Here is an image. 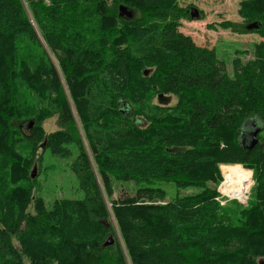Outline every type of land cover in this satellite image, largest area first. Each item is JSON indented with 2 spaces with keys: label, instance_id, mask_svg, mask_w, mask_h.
Instances as JSON below:
<instances>
[{
  "label": "trees",
  "instance_id": "16d2710c",
  "mask_svg": "<svg viewBox=\"0 0 264 264\" xmlns=\"http://www.w3.org/2000/svg\"><path fill=\"white\" fill-rule=\"evenodd\" d=\"M127 3L136 1L0 0V122L14 132L27 95L44 106L27 141L76 155L84 193L48 210L0 180V264H262L264 42L253 59L234 60L231 75L180 31L186 14L175 0H143L141 19ZM241 9L264 38V0ZM169 96L176 105L165 104ZM53 116L62 129L47 135L42 123ZM260 125L249 149L247 133ZM236 164L259 175L247 209L219 204L211 187L220 165ZM115 182L138 190L114 199ZM161 182L184 194L165 202L168 193L153 186Z\"/></svg>",
  "mask_w": 264,
  "mask_h": 264
},
{
  "label": "rangeland",
  "instance_id": "374dc122",
  "mask_svg": "<svg viewBox=\"0 0 264 264\" xmlns=\"http://www.w3.org/2000/svg\"><path fill=\"white\" fill-rule=\"evenodd\" d=\"M135 1L136 4L127 3L126 6L135 11V19H141L143 0ZM175 1L180 8L185 10L186 14L180 31L191 37L199 47L215 51L217 57L225 62L227 70L231 75L234 74V60L240 59L242 62H246L253 59L255 46L262 41L264 42L262 35L256 31V29L251 28L253 25L251 24L252 22H248L249 20H246L240 15L242 4L248 0ZM108 3L111 4L112 0H108ZM118 8H120V6L114 9L118 10ZM192 9L198 11L199 17H191ZM87 26L88 25H84V27ZM145 73H147V71ZM169 97V99L166 98L165 104H167V106L176 105L178 98L174 96ZM152 101L153 103H159L158 99H153ZM26 105L29 108L26 114L22 116L13 115L14 118L12 119V123L15 125H12V127L14 128V132L9 130L11 129L9 127L4 129V125L0 122V180L3 184L9 182L11 189L15 190L17 195L27 188L31 191L32 199H40L43 206L48 210H52V207L59 201L82 199L84 193L81 190L80 181L73 169L76 155L69 159H62L54 156L49 148H43L45 143H41L39 147L33 148L30 142L27 141V139L31 137V128H27L28 122H37V116L40 115L41 112L44 113L46 108L37 104L28 95L26 96ZM0 117L6 119V116L1 113ZM22 122H26V124L20 129L19 125ZM42 127L47 135L61 130L62 126L59 125V116L47 118L42 123ZM259 127L262 128L263 126L260 125ZM252 131L247 133L248 137ZM7 135L10 136V140L7 139ZM13 139L17 142L16 146H13L12 143L10 144ZM83 141L89 152L84 138ZM261 144L264 145V131L261 133ZM16 166L26 167L28 177L25 178L20 176ZM221 166L225 165H220L219 167L221 173L220 182L211 184V187L217 188V199H219L224 207L234 203L239 208L247 209L251 206V202L254 198L253 188L257 186L259 175H256L253 169H248L239 164L225 167L224 171H230V173L225 175ZM31 174H34L35 178H32ZM227 179L230 180L228 181ZM231 179L236 181L237 187L233 190L228 188L227 192L237 197L240 201L244 200V196L246 195L247 200L245 202H239L235 197L230 198L233 199L230 200L225 195V181H228L230 186ZM137 186L138 185L133 182L128 184L115 182L113 198L117 199L125 193L133 196L138 190ZM153 186H159L168 193L165 202L173 201L178 195L184 194V192L180 194L172 183L161 182L155 183ZM195 191L190 190L188 193H193ZM221 192L224 194H221ZM2 201L7 207L12 203L10 200L7 201L5 197ZM227 209L229 210H227L226 213L234 221L240 218L241 213L239 210H235L234 208ZM32 211L33 207L29 209V212ZM2 219L10 221L12 218L11 215L6 217V215L2 213ZM23 230H26V228ZM115 232L119 235L118 229ZM27 233L31 232L27 231ZM19 242L20 236H15L13 238V243L19 245ZM25 264L31 263L28 259H25Z\"/></svg>",
  "mask_w": 264,
  "mask_h": 264
},
{
  "label": "water",
  "instance_id": "95a60500",
  "mask_svg": "<svg viewBox=\"0 0 264 264\" xmlns=\"http://www.w3.org/2000/svg\"><path fill=\"white\" fill-rule=\"evenodd\" d=\"M125 12V15L126 16H128V17H132V12L131 11H129L128 9H123L122 7L120 8V13L123 15V13ZM191 17L192 18H197V17H199V13H198V11L196 10V9H192V14H191ZM251 28H253V29H258L259 28V25H257V24H253L252 26H251ZM147 74V73H146ZM33 125H34V123L33 122H31L30 123V125H29V127L30 128H33ZM261 127H259V126H254V128H253V131L252 132H250V146H249V149H252V148H254L258 143H259V140H258V135H259V133L261 132ZM32 178H35V175L33 174L32 175ZM262 264H264V263H262Z\"/></svg>",
  "mask_w": 264,
  "mask_h": 264
},
{
  "label": "built area",
  "instance_id": "2783aa9c",
  "mask_svg": "<svg viewBox=\"0 0 264 264\" xmlns=\"http://www.w3.org/2000/svg\"><path fill=\"white\" fill-rule=\"evenodd\" d=\"M228 165H225V166H221V168L223 169V171H224V168L225 167H227ZM225 172V175L227 174V173H230V171H224ZM227 177H228V175H227ZM228 181L230 180V179H227ZM228 181H225V191H226V193H225V195L227 196V198L228 199H230V198H234L235 196L234 195H232V194H230V193H228L227 192V189L229 188L230 190H233L234 188H236L237 187V183H236V181H233L232 179H231V185L229 186V182ZM221 194H224V193H222L221 192ZM245 195V194H244ZM226 196H224V197H226ZM236 199H237V197H235ZM236 199H234V200H236ZM230 200H233V199H230ZM238 200V199H237ZM247 200V197H246V195L244 196V200H242V201H240V200H238L239 202H245ZM216 201L219 203V204H221L222 205V203L219 201V199H217L216 198Z\"/></svg>",
  "mask_w": 264,
  "mask_h": 264
}]
</instances>
